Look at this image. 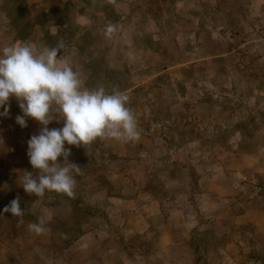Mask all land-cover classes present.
I'll return each mask as SVG.
<instances>
[{
  "label": "rangeland",
  "instance_id": "rangeland-1",
  "mask_svg": "<svg viewBox=\"0 0 264 264\" xmlns=\"http://www.w3.org/2000/svg\"><path fill=\"white\" fill-rule=\"evenodd\" d=\"M60 41L85 87L128 95L140 139L65 142L75 198L41 199L20 184L42 125L10 97L0 264H264V0H0V49Z\"/></svg>",
  "mask_w": 264,
  "mask_h": 264
},
{
  "label": "clouds",
  "instance_id": "clouds-1",
  "mask_svg": "<svg viewBox=\"0 0 264 264\" xmlns=\"http://www.w3.org/2000/svg\"><path fill=\"white\" fill-rule=\"evenodd\" d=\"M117 28L108 24L105 35L111 37ZM63 41L54 47H37L27 42H17L0 49V116H9V100L15 97L23 115L16 122L27 127L26 117L42 125L38 134L27 141V155L33 172L24 171L21 186L30 195L43 198L46 191H56L75 198V175L82 174L81 167L69 162L71 149L97 138L138 141L140 131L133 111L128 107V95L113 87L108 92L104 86L87 88L80 72L68 62H63ZM56 114L60 118H57ZM63 119L62 128H51L53 120ZM2 142V140H0ZM63 156V162L57 158ZM23 224L24 210L19 197L3 209ZM48 221L39 217L30 222L28 229L37 235L48 229Z\"/></svg>",
  "mask_w": 264,
  "mask_h": 264
}]
</instances>
